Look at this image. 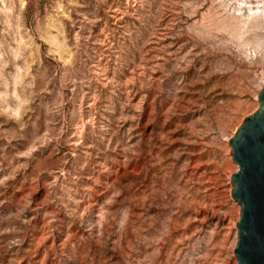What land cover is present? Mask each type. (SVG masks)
Here are the masks:
<instances>
[{
    "label": "rangeland",
    "instance_id": "obj_1",
    "mask_svg": "<svg viewBox=\"0 0 264 264\" xmlns=\"http://www.w3.org/2000/svg\"><path fill=\"white\" fill-rule=\"evenodd\" d=\"M263 81L264 0H0V264H237Z\"/></svg>",
    "mask_w": 264,
    "mask_h": 264
},
{
    "label": "water",
    "instance_id": "obj_2",
    "mask_svg": "<svg viewBox=\"0 0 264 264\" xmlns=\"http://www.w3.org/2000/svg\"><path fill=\"white\" fill-rule=\"evenodd\" d=\"M259 107L246 116L228 140L238 170L230 177L231 196L239 205L237 264H264V81Z\"/></svg>",
    "mask_w": 264,
    "mask_h": 264
}]
</instances>
